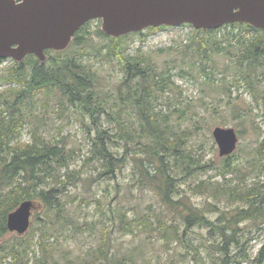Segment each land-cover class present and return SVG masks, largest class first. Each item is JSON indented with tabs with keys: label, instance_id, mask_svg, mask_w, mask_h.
Listing matches in <instances>:
<instances>
[{
	"label": "trees",
	"instance_id": "1",
	"mask_svg": "<svg viewBox=\"0 0 264 264\" xmlns=\"http://www.w3.org/2000/svg\"><path fill=\"white\" fill-rule=\"evenodd\" d=\"M93 21L84 23L65 49L45 50L46 61L43 63L34 54H27L21 61L0 58V65L5 60L10 61L8 65L0 66V82L9 83L0 91V239L8 233V213L24 200L41 203L47 217L52 213L60 215L64 211L66 186L72 183L79 171L70 169L72 148L68 149L58 143L50 144L35 129L31 142L20 140L22 130L34 111L40 105H48L49 100L54 98L61 108L67 109V105L77 107L92 120L96 131L90 137V154L83 158V164L96 160L102 166L98 172L101 176L114 177L121 167L118 150L111 145L117 136L127 137L129 142L137 146L142 144L141 150L150 160L149 163L155 164L151 168L142 166L141 173L147 176L150 184L153 183L167 204H179L172 200V195L179 192L180 188L179 179L168 166L171 157L204 168V171L217 170L223 176L222 182L201 180L196 188L216 199L214 204L223 199L229 205L236 203L239 206L221 211L222 224L216 225L206 217L202 209L191 208L180 200L181 210L186 211L184 222L187 227L205 226L209 228V234L213 235V231L219 234L216 249L222 264H228L230 257L235 264L247 262L244 244L239 242L236 230L245 220L264 221V183L240 186L227 181L226 175L235 168L231 162L235 157L234 152L224 156L221 165L216 167L190 161L193 158L189 152L180 147L183 139L179 140L180 136L170 129L169 115L156 108L158 92H165L173 85L169 70L175 66L177 58L174 56L177 55L192 59L187 70H180L183 75L192 78L198 74H207L208 68L218 67L215 62L212 66L209 64L215 55L226 57V62L222 64L224 80H221L220 85L205 81V89L228 94L231 85L227 84L225 77L231 75L234 84L244 83L250 89L254 101L259 103L261 99L264 104V30L246 22L229 23L216 29L193 28L188 40L165 49L173 56L165 61L162 68H158L145 51L138 49L133 54L127 51L134 38H144L146 32L167 25L147 27L120 36L106 35L97 28L95 34L102 41L94 44L89 28ZM89 48L101 55L102 59L117 61L120 65L123 76L114 94L99 89L96 71L84 59V53ZM126 102L136 110L138 128L132 123L127 124L123 118ZM180 109L174 110L182 113ZM101 115L111 127H98ZM111 131H115L116 135L113 136ZM145 136L148 139L142 143ZM253 154L259 173L264 174V138L257 144ZM213 207L216 208V205ZM149 225H152L150 220ZM169 228L174 238L180 240L177 227ZM34 233L32 229L26 237H22V234L1 242L0 264H58L48 259L49 235L41 231L34 241ZM32 243L39 246L41 256L31 247ZM104 246L103 242L102 256L106 262ZM137 255L136 250L128 251L113 258L111 264H135ZM255 261L257 264L264 261V242ZM65 264L82 263L67 259Z\"/></svg>",
	"mask_w": 264,
	"mask_h": 264
},
{
	"label": "rangeland",
	"instance_id": "2",
	"mask_svg": "<svg viewBox=\"0 0 264 264\" xmlns=\"http://www.w3.org/2000/svg\"><path fill=\"white\" fill-rule=\"evenodd\" d=\"M92 20L89 28L92 43L95 44L102 41L95 34L97 28L101 29V19ZM192 31L193 27L189 24L148 31L144 38H134L127 52L133 54L138 49L143 50L158 68H162L165 61L173 56L165 49L185 42ZM174 57L177 62L169 70L173 85L165 92H158L156 109L169 115L170 129L180 136L179 140L183 139L180 141L181 150L189 152L193 158L190 161L220 166L223 157L218 154L212 129L215 126L233 127L238 143L235 157L231 160L235 168L226 175L227 181L240 186L254 182L263 184L264 174L259 173L253 161V150L264 138V104L261 99L259 103L255 102L250 89L244 83L234 84L231 75L225 77L227 84L231 85L228 94L205 89V81L220 85L224 80L222 64L226 62V57L222 55H215L209 63L212 66L215 62L218 67L208 68L207 74L197 73L195 78L180 72L181 68L187 70L191 66L192 59L178 55ZM84 59L96 71L101 92L114 94L123 76L117 61L102 59L90 48L84 53ZM9 62L5 60L0 66H6ZM8 85L7 82H0V91ZM127 104L123 118L127 124L132 123L138 128L136 110ZM177 108H181L182 113L174 110ZM111 126L101 115L98 127ZM33 129L50 144L58 143L72 148L70 169L79 170L72 183L66 186L63 213H52L47 217L42 204H36L30 227L22 235L26 237L34 229L36 241L41 231L46 232L49 235V261L65 264L67 259H71L82 264H111L113 258L136 250L135 264H222L216 249L219 234L216 231L212 232L213 235L209 234V228L205 226L187 227L184 222L186 211L179 206L182 201L186 202L191 208L202 209L216 225L222 224L220 212L239 204L229 205L223 199L214 204L216 199L196 188L201 180L222 182L223 176L217 170L204 171V168L171 157L168 166L179 179L180 188L172 195V200L179 204H167L153 183L150 184L147 176L141 173L142 166L151 168L155 164L149 163L150 160L141 150L142 144L137 146L127 137L114 138L111 145L118 150L122 160L114 177L99 175L102 166L96 160L83 164V158L90 154V137L96 130L89 116L82 114L77 107L67 105V109H64L56 99H50L48 105H40L34 111L22 130L20 140L31 142L34 139ZM111 132L113 136L116 135L115 131ZM147 137H143L141 142L145 143ZM149 220L152 225L148 226ZM170 226L177 227L180 240L171 234ZM236 233L248 256V261L240 264H257L255 257L264 242V221L245 220L237 226ZM15 236L18 234L8 231L0 243ZM103 242L106 262L102 256ZM31 245L41 256L39 246L36 243ZM228 264H235L232 257ZM260 264H264V261Z\"/></svg>",
	"mask_w": 264,
	"mask_h": 264
},
{
	"label": "water",
	"instance_id": "3",
	"mask_svg": "<svg viewBox=\"0 0 264 264\" xmlns=\"http://www.w3.org/2000/svg\"><path fill=\"white\" fill-rule=\"evenodd\" d=\"M92 19H101V30L109 36L182 24L216 29L246 22L264 30V0H0V58L21 61L34 54L43 63L45 50L65 49ZM212 136L220 157L236 150L233 127L215 126ZM35 207L34 201L24 200L9 212L8 231L24 234Z\"/></svg>",
	"mask_w": 264,
	"mask_h": 264
}]
</instances>
